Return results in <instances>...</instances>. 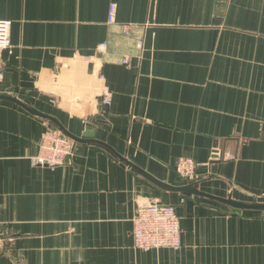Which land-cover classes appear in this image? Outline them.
Returning <instances> with one entry per match:
<instances>
[{"label":"crops","instance_id":"obj_1","mask_svg":"<svg viewBox=\"0 0 264 264\" xmlns=\"http://www.w3.org/2000/svg\"><path fill=\"white\" fill-rule=\"evenodd\" d=\"M0 19V264H264V210L150 178L264 203V0H0ZM10 98L107 146L74 141L69 163L35 165L59 127ZM181 157L210 173L187 182ZM154 201L176 206L180 248L135 246Z\"/></svg>","mask_w":264,"mask_h":264},{"label":"built area","instance_id":"obj_2","mask_svg":"<svg viewBox=\"0 0 264 264\" xmlns=\"http://www.w3.org/2000/svg\"><path fill=\"white\" fill-rule=\"evenodd\" d=\"M116 6L111 5L109 22H114ZM11 20L0 19V51L11 45ZM105 44L100 46L104 48ZM127 62V60L125 61ZM103 102L111 104V91L102 89ZM75 142L57 127L46 129L40 139V152L33 158L35 165L58 167L69 163L74 152ZM219 158L218 152H213L211 159ZM210 160L198 161L193 157H181L176 163V172L187 182L210 173ZM264 198V190L261 194ZM9 228L0 229V252L9 240ZM133 237L137 248L144 250L159 248H180L183 245L180 217L175 205L154 201L138 209L133 218Z\"/></svg>","mask_w":264,"mask_h":264},{"label":"water","instance_id":"obj_3","mask_svg":"<svg viewBox=\"0 0 264 264\" xmlns=\"http://www.w3.org/2000/svg\"><path fill=\"white\" fill-rule=\"evenodd\" d=\"M0 97H4V96H0ZM11 100L21 104L23 107H25L29 112L41 116L43 118H47L53 122H55L58 127L60 128L61 131H63L69 138H71L73 141L75 142H93V143H100L103 144L105 146H107L106 144H104L103 142L94 139V131L91 127H88L87 130L84 132V136L86 138H81L78 136L73 135L72 133H70L61 123H59L55 118L49 116L48 114H45L35 108H31L30 106L24 104L23 102H21L20 100H18L17 98H10ZM117 154V153H116ZM117 156L122 160L125 161L128 165H131L135 168H137L135 165H133L129 160H127L126 158H124L123 156L117 154ZM139 169V168H137ZM148 175V174H147ZM149 176V175H148ZM150 178H152L153 180H155L156 182H158L159 184H162L168 188L171 189H176L179 191H184V192H190V193H194V194H199L208 198H212V199H216L218 201L224 202L226 204H229L230 206H232L233 208H235L236 210L240 211L242 209H258V210H264V203H245V202H241V201H237L232 199L231 197L229 198H222V197H217L214 195H211L209 193H206L202 190H199L197 187H195L193 184H188V185H184V186H173L170 184H165L153 177L150 176Z\"/></svg>","mask_w":264,"mask_h":264}]
</instances>
